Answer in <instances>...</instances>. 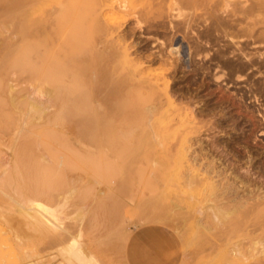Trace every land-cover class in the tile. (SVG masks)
Here are the masks:
<instances>
[{"label":"rangeland","instance_id":"obj_1","mask_svg":"<svg viewBox=\"0 0 264 264\" xmlns=\"http://www.w3.org/2000/svg\"><path fill=\"white\" fill-rule=\"evenodd\" d=\"M229 1L237 4V0H0V163L7 159L10 165V171L5 172L6 164H0L4 173H0V264H53V256L63 259L60 245L73 237L80 239L85 251L93 253L101 264H136L134 258L140 252L145 264H168L172 259L173 264H222L221 253L215 250L214 231L203 226L204 232L193 230L189 213L194 208L184 201V207L176 208L172 201L175 193L170 184L183 177L179 173L172 178L167 175L165 110L160 106L152 112L159 96L143 91L140 80L144 74L136 61L125 57L121 37L113 36L110 29L122 25L124 38L134 43L131 57L137 59L140 54L154 62L151 67L155 71L169 74L178 100L195 111L203 101L215 106L203 115L208 122L201 134L205 143L210 145L217 137L228 139L229 147L242 153L238 156L242 161L248 157L246 149L251 148L254 164L264 168V90L260 89L264 65L262 73L253 68L245 78H234L236 84L229 82L231 86L224 85L230 81L228 75L217 82L215 71H207L213 51L218 43L222 48L224 43L213 42L220 33L212 19L216 15L251 24L255 33L264 29V21H255L259 16H228L227 11L235 12L226 10L228 4L230 9L234 7ZM248 1L252 4L255 0ZM104 3L119 5L124 12L116 10L114 15L102 10L100 4ZM258 12L264 14V9ZM176 14L178 17L173 18ZM189 18L196 29L201 27L214 36V49L207 58L202 53L190 59L186 56L193 39L181 38L183 45L169 41L172 26L182 30ZM165 44L170 45L167 50ZM174 46L188 48L178 64L159 60L160 52H169ZM245 49L264 52V42L251 43ZM39 87H67L66 92L70 88L64 96L65 109L57 106L46 118L35 116L25 121L27 93L37 92ZM255 95L260 98L258 102ZM17 104L21 107L18 110ZM218 104L221 107L217 108ZM66 105L75 107L70 111ZM176 164L180 165L179 158ZM257 178L264 180V175ZM30 201L54 208L63 204V226L70 229L71 236L68 241L64 238L69 234L55 236L56 240L51 235V241L49 236L33 232L26 219H20L25 234L17 237L8 218L18 216L22 205L27 207ZM198 220H203L202 214H194V221L200 223ZM162 222L185 230L184 236L172 230L179 239L173 244L175 252L165 238L144 230Z\"/></svg>","mask_w":264,"mask_h":264},{"label":"bare ground","instance_id":"obj_2","mask_svg":"<svg viewBox=\"0 0 264 264\" xmlns=\"http://www.w3.org/2000/svg\"><path fill=\"white\" fill-rule=\"evenodd\" d=\"M236 2L237 4H235ZM236 2L234 1L235 6L233 5V2H232V5L234 7L231 9H230L231 4L227 5L226 10L235 11V12L227 11L228 16L242 15L247 18L252 17V16H259L255 21H264V14L258 12L264 9V0H255L254 2H251L252 4H250V1L248 0L246 1L237 0ZM63 5L64 4H62V6ZM179 5L180 4L178 3V6ZM100 8L105 11L113 12L114 15H115L116 10H118L119 12L121 11L124 12L123 9H121V6L115 5L114 3L111 5L105 4V3L100 4ZM107 14L109 15V13ZM107 14H106V17H108ZM112 15L113 14L111 13V16L109 17V19L112 18ZM177 17H178L177 14L173 15V18H177ZM117 18L119 17L117 16ZM212 19H215L214 23L216 24L215 25L216 29L220 32L219 35L215 37V39H214L213 34H212V37L209 36L208 30H205L204 28H203L204 30H202L200 29L201 27L196 29L193 25L194 20L192 18L186 19L183 22L182 30L181 29L177 30L176 29L177 26L175 25L172 26L171 29L174 31H172L171 33L172 35L170 36V40H169L170 42L176 45L177 42H179L181 38L184 40H189V39H193V40L192 42L189 40L191 44H190V47L188 46L189 47L188 52H186L188 48L185 50V49H182V47L180 48L179 46H174L173 48L170 49L169 52L168 51L160 52L157 55L159 60H161L164 63L171 62L172 64L173 63L178 64V62L181 60V55L182 54L185 55L184 52H186V56H188L189 59L193 58V56L200 55L201 53L203 54L205 58H207L210 56V52H212V50L214 49L213 47L214 45H212L213 42L218 43L221 40H224L223 48L218 43V48L215 49V52L213 51V55L215 53L214 57L210 58L211 64L207 67L208 72H211L213 70L215 71L217 82H219L224 77V75H228V77L230 78L229 79L230 81L226 83L224 80V82L226 83L224 85L231 86L230 85L231 83L229 82L232 81L233 85L236 84L234 78H245V76L249 74L248 72H250L253 68H257L262 73L263 70L261 68L264 65V52H260L259 50L249 51V50H246L245 48L251 45V43L257 44V42H264V29L259 30L257 33H255L253 32L254 26H252L251 24L242 25L238 21H236V19L234 18L227 19L226 17H224V15H221V16L216 15ZM110 20L112 22V19ZM171 23L172 24L175 23V20L173 19ZM103 24L107 25L106 23H103ZM110 30H111V33H113V36L114 34H116L115 36L118 35L121 37L119 42L120 44H122L125 57L128 58L130 61H133V60L136 61L135 64L137 65V68H139L141 72L144 74V77L142 78V80H140V82H142L141 85H143L142 87L144 89L143 91L148 92L147 90H149L151 91L150 94L152 93L154 97L155 95L159 96V99L157 98L159 102L157 104L155 103V106H153L152 108V112H154L155 109L161 108V107H163L165 110V116H164L165 121L164 122L166 123V127L168 129V134H169L168 135L169 137L168 147H167L169 164L166 168L167 175L169 176V178H172V177H175L177 173H179L183 177L182 180L178 182L173 181L170 184L173 189V192L175 193L174 194L175 198H172V201L174 202L175 207L176 208L184 207V205L181 204V201H184V203H186L187 206L194 208L193 210H190V213H189V217L192 222L193 230L199 229L198 231L204 232L202 231L203 229L201 230V227L203 226L202 228L205 227L207 230H210L211 233L212 231H214L215 235L217 236V242H215L216 244L215 250L221 253L222 260H223L222 264H264V186H263L264 180H259L257 178V177H262L264 175V168L261 165L254 164L255 163L253 162L254 155H252L251 153L253 149L246 147L247 148L246 151L249 154H248V157L244 161H242L243 159L241 160V157L240 158L238 157L240 152L238 153L237 152L238 150H235L232 147V145L231 147H229L228 139L226 140L223 137L222 138L217 137L211 140L210 145L209 143H205L201 134L203 132L202 130H204L203 128H205L208 125V122H205L203 115H206L209 112H211L212 109H215V106L211 105L212 107H209L208 101L207 102L205 101V103L203 101L201 108L198 111H195L193 108L188 106L187 102L178 100L179 98H177L176 90L173 89L172 85L169 83L170 82L169 74H166L164 72L155 71V68L153 69L151 67L154 62L152 63V62H148L144 60L143 58L144 56H141L140 54H138L137 59H135V57H131V53H132L131 48L133 47L134 43L128 42L124 38L123 36L124 34L122 32L123 31L122 25H118L116 27L113 25L111 26ZM178 33H180V35L182 34V36H180ZM212 38L214 39L213 42L211 41L213 40ZM13 39L14 38H12V40ZM179 43L181 44L182 42L180 41ZM166 44H165V49L167 50V48H169L168 46L170 45L166 47ZM193 47L195 48V50H193ZM252 47H254V45ZM155 59L157 60V58ZM158 61L157 63H159ZM202 70H203V67H202ZM50 75H53V74L51 73ZM228 77L227 79L226 78L225 79L228 80ZM43 80H46V79L44 78ZM162 81L167 85L164 84L165 85L164 86ZM221 83L219 84L217 83V84L220 85L221 87ZM11 84L13 83H10V85ZM162 85L164 86V88H162ZM63 87H51V88L39 87L37 92H28L26 97H27V103H28L29 110L25 115V121H30L29 118L32 120V118H34L35 116L44 118L47 112L51 111L57 106L60 108H64L65 107L64 96H66V93H68V90H70V88L66 92L67 87L65 88ZM248 87H250L249 91H251L252 85L249 84ZM12 88H11V92L9 93L10 98H12L11 97L12 93H14V90L12 91ZM260 89L262 91L264 90V84L260 86ZM14 97L17 98L16 95L14 96L13 94V98ZM154 99L155 98H153V100ZM254 99H256V102L260 100V98L257 95H255ZM81 102L85 104L83 100ZM219 102L221 101L219 100L217 103ZM22 105L24 104L22 103ZM66 106L68 107V105ZM219 106L220 105L218 104L217 108ZM17 107H18V104L16 108ZM73 107L75 106L71 105L68 108L70 110V108H73ZM221 111L224 112V110L222 109ZM62 112L63 110L60 111L61 115H62ZM156 112L157 110L155 111V113ZM21 113H24V112H21ZM18 116H17V119L18 118L20 119L19 114ZM57 116L59 119L60 118L59 114ZM71 118H74V117L71 116ZM221 120L220 121L218 120L219 121L218 123L222 122ZM48 123L50 124V121ZM52 123L53 125H56L54 124L56 123V121ZM18 125L20 127V124ZM221 127H223V125ZM16 133L17 132L15 131V134ZM262 134H264V126L262 127ZM236 142L237 141H235V143ZM178 158H179L180 165L176 164V160ZM258 163L260 162L258 161ZM5 164H6V169L4 168L5 170L4 169L3 170L5 172L10 171V167H9L10 165L7 159H6V162L1 165L3 166ZM110 169L111 170L113 169L112 166L110 167ZM0 170L2 172V168ZM3 174L1 173V175ZM122 183H123L122 185L123 189H125L124 187H126V184L124 185L123 181ZM111 193L113 196V192ZM0 195L2 194L0 193ZM69 196L70 194L66 196L65 202H68ZM58 199L60 198L58 197L57 200ZM62 201L64 202V200ZM34 202L30 201L29 206L27 207L22 205L21 207L22 211L18 214V216H11L10 218H8L9 221L8 219H6V216H4L5 220H7L8 222H13L12 229L17 234V237L20 239L25 234V231L23 230L21 226L20 219H26V221L29 224L30 229L33 232L40 233L43 237L49 236L48 238L50 240H51L50 238L51 235H52L51 237H53L52 240L53 239L56 240V238L63 237L64 234H69V235H66V238H64L68 241L69 239L68 236H70V231H69L70 229H67L63 226L64 220H65V216L61 212V208L63 204L60 205L59 203V206L54 208V207H49L46 205H38L39 204L38 202L35 205ZM114 207L116 208L117 204ZM114 211L111 210V212H114ZM197 213L203 215V220H202L203 222L200 220H198L200 221V223L194 221V214H197ZM162 223L164 225H167L173 228L177 233H180L181 235L184 236L185 230L183 229V227H180L178 225L173 226L169 223H164V222ZM71 235L73 236V232ZM55 236L57 237L55 238ZM79 240L73 237L65 245L63 246L60 245L59 253L63 259H59L58 255H55L52 257V260L53 259L56 260L53 264H101L100 261L94 256L93 253L91 252L89 253L85 251V249L83 248L81 244V241ZM53 242H56V241H53ZM58 243L63 244L62 241L61 242L58 241L57 244Z\"/></svg>","mask_w":264,"mask_h":264},{"label":"crops","instance_id":"obj_3","mask_svg":"<svg viewBox=\"0 0 264 264\" xmlns=\"http://www.w3.org/2000/svg\"><path fill=\"white\" fill-rule=\"evenodd\" d=\"M144 230L147 231L148 233L159 234L158 236H160L161 238L163 237V238L166 239V241L169 244L168 246L170 248H172L173 252L177 251L176 246H174L173 244H174V242L179 241V239H178L177 235L173 232V231H175L173 228H171V227H169L167 225H164V224H159V225H148V226H145ZM154 246L159 249V243L156 242V240H155ZM134 255H135V252L133 253V256ZM134 262L136 264H145L146 263L145 260L143 259V256H142L141 252H140V254L137 255L136 258H134ZM173 262H174V259L169 261L168 264H173Z\"/></svg>","mask_w":264,"mask_h":264}]
</instances>
